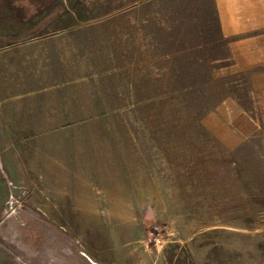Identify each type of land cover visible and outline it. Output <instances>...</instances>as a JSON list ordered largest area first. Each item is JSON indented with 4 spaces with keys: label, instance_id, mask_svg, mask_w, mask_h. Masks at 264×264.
<instances>
[{
    "label": "rangeland",
    "instance_id": "obj_1",
    "mask_svg": "<svg viewBox=\"0 0 264 264\" xmlns=\"http://www.w3.org/2000/svg\"><path fill=\"white\" fill-rule=\"evenodd\" d=\"M214 2L0 0V264H264Z\"/></svg>",
    "mask_w": 264,
    "mask_h": 264
},
{
    "label": "crops",
    "instance_id": "obj_2",
    "mask_svg": "<svg viewBox=\"0 0 264 264\" xmlns=\"http://www.w3.org/2000/svg\"><path fill=\"white\" fill-rule=\"evenodd\" d=\"M214 1L222 30L227 37H233L229 49L234 66L238 71L250 73L258 105L250 111L227 100L228 123L235 129L236 137L242 140L262 138L260 141L264 145V0ZM61 182L59 198L67 201L70 194L67 178Z\"/></svg>",
    "mask_w": 264,
    "mask_h": 264
},
{
    "label": "built area",
    "instance_id": "obj_3",
    "mask_svg": "<svg viewBox=\"0 0 264 264\" xmlns=\"http://www.w3.org/2000/svg\"><path fill=\"white\" fill-rule=\"evenodd\" d=\"M156 230L159 231L160 229L157 227ZM151 235H154V233L152 232ZM155 240H156L157 242H159V241H160V238L157 237V238H155Z\"/></svg>",
    "mask_w": 264,
    "mask_h": 264
}]
</instances>
